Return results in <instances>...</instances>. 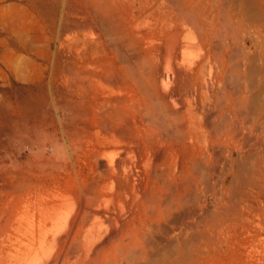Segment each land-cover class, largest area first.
Here are the masks:
<instances>
[{"label":"bare ground","instance_id":"bare-ground-1","mask_svg":"<svg viewBox=\"0 0 264 264\" xmlns=\"http://www.w3.org/2000/svg\"><path fill=\"white\" fill-rule=\"evenodd\" d=\"M7 1L53 21L55 158L1 155L0 264H207L264 211V0Z\"/></svg>","mask_w":264,"mask_h":264},{"label":"rangeland","instance_id":"rangeland-1","mask_svg":"<svg viewBox=\"0 0 264 264\" xmlns=\"http://www.w3.org/2000/svg\"><path fill=\"white\" fill-rule=\"evenodd\" d=\"M0 20L5 21L0 29V105L11 119L0 120V157L6 152L8 162L24 172L29 168L33 170L40 161L55 158L52 145L54 96L48 91L37 90L46 83L44 57L48 44L53 47L50 39L53 21L44 16ZM30 97L41 106L31 113L27 131L23 132L15 115L24 109V101ZM259 212L253 210L249 214L250 222L244 223V230L229 229L222 248L208 257L207 264H242L244 260L248 264H260L264 261V231L259 230V226L264 225V211Z\"/></svg>","mask_w":264,"mask_h":264}]
</instances>
